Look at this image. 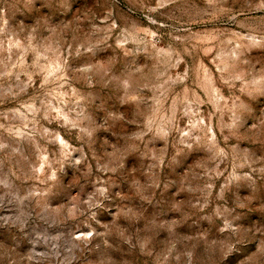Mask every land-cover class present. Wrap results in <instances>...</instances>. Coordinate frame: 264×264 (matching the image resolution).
<instances>
[{
    "label": "rangeland",
    "instance_id": "1",
    "mask_svg": "<svg viewBox=\"0 0 264 264\" xmlns=\"http://www.w3.org/2000/svg\"><path fill=\"white\" fill-rule=\"evenodd\" d=\"M0 264H264V0H0Z\"/></svg>",
    "mask_w": 264,
    "mask_h": 264
}]
</instances>
